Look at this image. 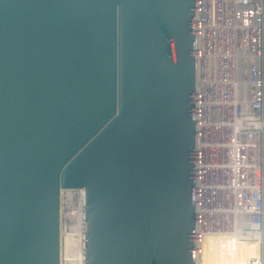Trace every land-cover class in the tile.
<instances>
[{"label":"water","instance_id":"water-1","mask_svg":"<svg viewBox=\"0 0 264 264\" xmlns=\"http://www.w3.org/2000/svg\"><path fill=\"white\" fill-rule=\"evenodd\" d=\"M194 0H0V264H195Z\"/></svg>","mask_w":264,"mask_h":264},{"label":"built area","instance_id":"built-area-1","mask_svg":"<svg viewBox=\"0 0 264 264\" xmlns=\"http://www.w3.org/2000/svg\"><path fill=\"white\" fill-rule=\"evenodd\" d=\"M194 92L195 264L219 235L264 264V0H194Z\"/></svg>","mask_w":264,"mask_h":264},{"label":"bare ground","instance_id":"bare-ground-1","mask_svg":"<svg viewBox=\"0 0 264 264\" xmlns=\"http://www.w3.org/2000/svg\"><path fill=\"white\" fill-rule=\"evenodd\" d=\"M77 193L80 194L82 201V194ZM67 217L71 221L69 213ZM78 223V228L77 226L72 228V236L67 235L64 238L66 258L63 260L61 256V264H84V207ZM201 245L203 249L202 264H250L248 258L256 254L254 243L240 242L234 235L210 236L203 239ZM211 258L218 260H211Z\"/></svg>","mask_w":264,"mask_h":264},{"label":"rangeland","instance_id":"rangeland-1","mask_svg":"<svg viewBox=\"0 0 264 264\" xmlns=\"http://www.w3.org/2000/svg\"><path fill=\"white\" fill-rule=\"evenodd\" d=\"M64 195L66 196V199H64L65 200L64 203L66 205V209H65V211L62 210V213H61L62 217H61V220H60V244L62 242V245H60V249H61V256H62L63 260L66 258L64 238L67 235H71L72 236V231H73L72 228L74 226H77V228H78L79 216H80L81 213L83 214V204H82V201H81L80 194L77 193V192L76 193L74 192V194H73V192L72 193L64 192ZM68 213H69V216L71 217V221L68 220V217H67ZM66 217H67L68 222L66 220ZM211 260H216L217 261L218 259L217 258L216 259L211 258Z\"/></svg>","mask_w":264,"mask_h":264}]
</instances>
